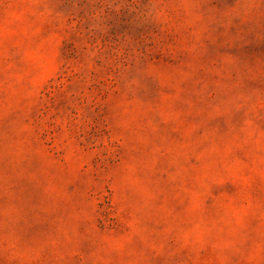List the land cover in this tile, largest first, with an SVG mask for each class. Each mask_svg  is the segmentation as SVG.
Wrapping results in <instances>:
<instances>
[{
    "label": "rangeland",
    "instance_id": "1",
    "mask_svg": "<svg viewBox=\"0 0 264 264\" xmlns=\"http://www.w3.org/2000/svg\"><path fill=\"white\" fill-rule=\"evenodd\" d=\"M0 264H264V0H0Z\"/></svg>",
    "mask_w": 264,
    "mask_h": 264
}]
</instances>
